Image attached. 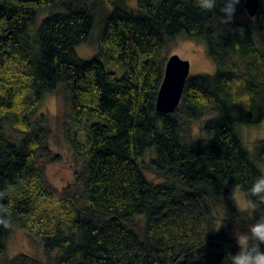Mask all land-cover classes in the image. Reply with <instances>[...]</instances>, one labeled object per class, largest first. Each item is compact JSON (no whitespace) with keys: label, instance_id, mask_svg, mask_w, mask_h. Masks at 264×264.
I'll return each instance as SVG.
<instances>
[{"label":"trees","instance_id":"16d2710c","mask_svg":"<svg viewBox=\"0 0 264 264\" xmlns=\"http://www.w3.org/2000/svg\"><path fill=\"white\" fill-rule=\"evenodd\" d=\"M259 1L255 17L240 2L224 23L196 0H0V190L13 185L3 201L11 226H0V264H224L238 251L234 230L264 215V205L249 207L247 192L264 171V140L250 152L238 132L264 121ZM98 14L100 49L118 71L100 54H76ZM179 37L204 45L215 73L190 76L179 107L163 114L156 99L164 49ZM59 88L74 120L72 143L87 144L74 192L48 181L45 164L58 157H50L47 118L35 121ZM198 122L202 139L194 141ZM234 185L245 210L230 199ZM216 207L224 214L218 229ZM13 227L40 241L44 261L1 259Z\"/></svg>","mask_w":264,"mask_h":264},{"label":"rangeland","instance_id":"374dc122","mask_svg":"<svg viewBox=\"0 0 264 264\" xmlns=\"http://www.w3.org/2000/svg\"><path fill=\"white\" fill-rule=\"evenodd\" d=\"M244 1L245 0H241L243 4ZM130 4H134L135 6L134 1H130ZM54 12H56V10ZM42 17H44V15H41V18ZM101 19L102 16L98 14L96 25L90 34L88 42L78 46L75 51L77 56L82 60H89L95 55L100 54L107 68L118 71L119 68L117 65L108 58L107 53L105 54V52L100 49L99 37L103 27ZM172 55H177L182 60L189 62V77L199 74L213 75L215 73V66L207 54L205 46L202 44L189 41L182 37L175 38L168 42L164 49L166 61ZM42 115L47 118L49 124L47 146L50 149V157H58V161L55 163L46 162V177L57 192H62L63 189L68 187L74 192L76 174L78 175L82 172L87 144L83 137L77 138V147L72 143L74 120L62 88L58 89L57 94L48 95L43 99L37 108L35 121L37 117ZM201 127L202 122H198L192 126L194 141L202 139ZM238 132L245 147L251 152L258 142L264 140V121L255 126L238 127ZM150 159H153V155L151 154L143 157L141 162L148 163ZM146 174L148 179L153 183L157 184L162 182L159 175H155L152 172ZM237 195L239 199V208L245 210L247 208L246 200L241 193L238 192ZM223 218V212L219 207H216L217 229L221 227ZM142 225V220H134L133 227L136 231L140 232ZM20 254L30 256L39 261L45 260L40 241L30 235L26 230L13 227L7 242L5 255L1 259L8 260Z\"/></svg>","mask_w":264,"mask_h":264},{"label":"clouds","instance_id":"9594fccd","mask_svg":"<svg viewBox=\"0 0 264 264\" xmlns=\"http://www.w3.org/2000/svg\"><path fill=\"white\" fill-rule=\"evenodd\" d=\"M241 0H196V5L208 12L218 10L224 23H231ZM239 185H234L230 192V199L239 204ZM13 190V185L0 190V226L9 228L10 208L3 201L8 198ZM248 205L254 211L264 205V171H262L247 189ZM233 237L238 246V251L233 254L228 252L224 264H264V215L253 217L251 222L239 229H235Z\"/></svg>","mask_w":264,"mask_h":264},{"label":"water","instance_id":"95a60500","mask_svg":"<svg viewBox=\"0 0 264 264\" xmlns=\"http://www.w3.org/2000/svg\"><path fill=\"white\" fill-rule=\"evenodd\" d=\"M259 0H245L244 8L250 18L257 15ZM190 64L177 55L170 56L164 69V77L156 99V111L172 114L179 107L184 85L189 78Z\"/></svg>","mask_w":264,"mask_h":264},{"label":"bare ground","instance_id":"6f19581e","mask_svg":"<svg viewBox=\"0 0 264 264\" xmlns=\"http://www.w3.org/2000/svg\"><path fill=\"white\" fill-rule=\"evenodd\" d=\"M98 17V16H97ZM36 25V24H35ZM33 28H34V26H32ZM33 28H32V30H33ZM37 29V28H36ZM35 31V30H34ZM36 33V32H35ZM34 35V34H33ZM35 37V36H34ZM106 68V67H105ZM106 69H108V68H106ZM3 257H4V255H3Z\"/></svg>","mask_w":264,"mask_h":264}]
</instances>
